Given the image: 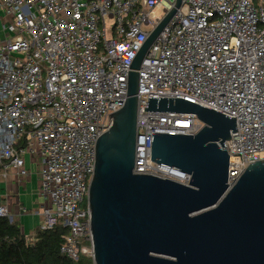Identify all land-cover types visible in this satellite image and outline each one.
I'll use <instances>...</instances> for the list:
<instances>
[{
	"label": "built area",
	"instance_id": "built-area-1",
	"mask_svg": "<svg viewBox=\"0 0 264 264\" xmlns=\"http://www.w3.org/2000/svg\"><path fill=\"white\" fill-rule=\"evenodd\" d=\"M179 1L137 70L133 173L188 185L189 175L150 160L151 134L193 136L204 124L195 114L143 111L147 97L182 99L234 118L222 148L230 187L248 162L264 159V0ZM175 4L0 0V178L8 167L26 176V157L38 159L45 205L37 230L66 227L59 251L74 262L92 259L96 138L124 104L135 57ZM4 217L13 221L0 202Z\"/></svg>",
	"mask_w": 264,
	"mask_h": 264
},
{
	"label": "water",
	"instance_id": "water-1",
	"mask_svg": "<svg viewBox=\"0 0 264 264\" xmlns=\"http://www.w3.org/2000/svg\"><path fill=\"white\" fill-rule=\"evenodd\" d=\"M180 4L148 36L128 75L123 106L95 141L88 190L93 264H264V159L228 185L222 148L234 118L182 99L147 97L148 112L189 113L193 136L151 134L150 160L189 175L188 185L133 173L137 70Z\"/></svg>",
	"mask_w": 264,
	"mask_h": 264
},
{
	"label": "trees",
	"instance_id": "trees-1",
	"mask_svg": "<svg viewBox=\"0 0 264 264\" xmlns=\"http://www.w3.org/2000/svg\"><path fill=\"white\" fill-rule=\"evenodd\" d=\"M67 234L68 229L58 222L46 231L37 230L30 241L16 222L0 218V264H93L87 255L74 262L60 253Z\"/></svg>",
	"mask_w": 264,
	"mask_h": 264
},
{
	"label": "crops",
	"instance_id": "crops-1",
	"mask_svg": "<svg viewBox=\"0 0 264 264\" xmlns=\"http://www.w3.org/2000/svg\"><path fill=\"white\" fill-rule=\"evenodd\" d=\"M24 167L28 175L22 176L14 172L16 179L11 186L7 183V175L14 170L10 167L5 169L6 177L0 178V193L2 195L0 202L8 204L12 220L20 226L22 234L32 241L35 238L38 225L43 221L42 212L39 213L36 210L39 208L42 210L44 205L36 203L40 196L37 172L27 157Z\"/></svg>",
	"mask_w": 264,
	"mask_h": 264
},
{
	"label": "rangeland",
	"instance_id": "rangeland-1",
	"mask_svg": "<svg viewBox=\"0 0 264 264\" xmlns=\"http://www.w3.org/2000/svg\"><path fill=\"white\" fill-rule=\"evenodd\" d=\"M107 23H109V22H107ZM143 30L144 31H148L149 30V28H146V27H143ZM259 155H260V158H264V152H261V153H259ZM32 162H34L35 163V165H33V167H34V169L36 170V172H37V178H38V180H39V174H38V172H39V162H38V159H32ZM14 170V169H13ZM14 172H16L15 170L12 172H10V173H8V175H7V183H8V185L9 186H11V184L12 183H14V179H16L15 178V176H14ZM13 173V174H12ZM28 175V174H27ZM26 175V176H27ZM38 189H39V181H38ZM10 196V195H9ZM38 201L36 202V203H38V204H40L41 206H43V205H45V200L43 201L42 199H41V197L39 196V198L37 199ZM39 208V207H38ZM43 210V209H42ZM42 210H40V208L39 209H37L36 211H38L39 213H41L42 212ZM33 213H34V211H33Z\"/></svg>",
	"mask_w": 264,
	"mask_h": 264
}]
</instances>
